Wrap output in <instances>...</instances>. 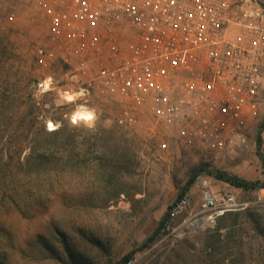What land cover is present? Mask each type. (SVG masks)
I'll list each match as a JSON object with an SVG mask.
<instances>
[{"label":"rangeland","instance_id":"obj_1","mask_svg":"<svg viewBox=\"0 0 264 264\" xmlns=\"http://www.w3.org/2000/svg\"><path fill=\"white\" fill-rule=\"evenodd\" d=\"M53 1L0 0V264H119L126 256L125 264H209L214 239L206 233L217 221L198 224L194 200L143 247L206 169L257 185L233 188L247 206L215 257L264 264V114L233 150L179 144L160 152L149 118L124 127L93 96L40 93L38 82L59 75L33 55L46 41L44 5ZM79 105L96 110L94 128L71 124ZM49 121L60 125L57 136L47 134Z\"/></svg>","mask_w":264,"mask_h":264},{"label":"built area","instance_id":"obj_2","mask_svg":"<svg viewBox=\"0 0 264 264\" xmlns=\"http://www.w3.org/2000/svg\"><path fill=\"white\" fill-rule=\"evenodd\" d=\"M44 6L47 38L33 55L42 70L59 75L38 82V91L93 96L124 127L149 118L160 152L179 144L233 150L245 140L244 123L264 114V0H54ZM208 171L195 179L201 219L244 210L235 187L210 189ZM259 193L264 196V187ZM189 205L188 196L179 198L165 226Z\"/></svg>","mask_w":264,"mask_h":264},{"label":"trees","instance_id":"obj_3","mask_svg":"<svg viewBox=\"0 0 264 264\" xmlns=\"http://www.w3.org/2000/svg\"><path fill=\"white\" fill-rule=\"evenodd\" d=\"M264 127V125H263ZM52 136H57L59 134V131H54L51 133H48ZM261 149V137H259V141H258V150ZM34 155V153H33ZM43 157L46 158V154H43ZM209 174L213 175V177L217 180L223 181L228 183L229 185H231L232 187L235 188H243L246 190L249 189H255L257 187V185L255 183H250L248 181L242 180L236 176L221 172V171H217V170H210L208 171ZM195 179V178H194ZM193 181V179H192ZM264 187V186H263ZM185 194H181L179 196V198L183 197ZM241 211H231V212H226L221 216L216 217V221H217V226L215 227V229L213 230H208V232L206 233V236H208V238L210 239H214L211 244H208L207 247H205V249L208 251V257H209V264H224L223 262V258L222 259H217L214 255V253L218 250L219 252H223V249L225 248V245H227L226 243L228 242V240L232 237V233L231 232L235 226L238 223V218L241 215ZM167 218H169V213L167 215ZM167 219H164L161 223L160 228L155 232L154 236H152L151 238H149L144 244L143 247H148L154 240L156 235L160 232L161 228L164 226L165 221ZM221 230H225V234L224 236L222 234H220L219 231ZM228 236V239H227ZM226 239V243L224 245ZM131 256H126L123 260V262L119 263V264H125Z\"/></svg>","mask_w":264,"mask_h":264},{"label":"crops","instance_id":"obj_4","mask_svg":"<svg viewBox=\"0 0 264 264\" xmlns=\"http://www.w3.org/2000/svg\"><path fill=\"white\" fill-rule=\"evenodd\" d=\"M255 123H256L255 120H247L244 123V128L242 129V134L245 137V140H246L247 137L250 136V134H252L254 132V129H255L254 125H255ZM175 147L173 149H175ZM188 147L189 148H194V147H196V145H192V146H188ZM261 148L264 149V131L261 134ZM210 179H211V181H210L211 188L210 189L212 191L219 192L222 188H224L225 186H228L227 183H225L223 181L216 180L213 177V175H211ZM185 195L189 197L190 201L191 200H194L193 208H197V207L199 208L200 202L202 200V189L198 186V184H196V181L195 180H194V183L190 186V189H189L188 193H186Z\"/></svg>","mask_w":264,"mask_h":264},{"label":"clouds","instance_id":"obj_5","mask_svg":"<svg viewBox=\"0 0 264 264\" xmlns=\"http://www.w3.org/2000/svg\"><path fill=\"white\" fill-rule=\"evenodd\" d=\"M82 95V93H80ZM65 99L71 100L72 97L68 96ZM98 120V115L95 109L89 108L86 105H79L76 110L71 115V124L74 126H84L86 128L92 129L96 125ZM60 127L59 124L53 125L51 121L48 122L47 130L49 132H54ZM127 210V209H125Z\"/></svg>","mask_w":264,"mask_h":264},{"label":"water","instance_id":"obj_6","mask_svg":"<svg viewBox=\"0 0 264 264\" xmlns=\"http://www.w3.org/2000/svg\"><path fill=\"white\" fill-rule=\"evenodd\" d=\"M204 222H205V220L200 219L198 224L202 225Z\"/></svg>","mask_w":264,"mask_h":264}]
</instances>
